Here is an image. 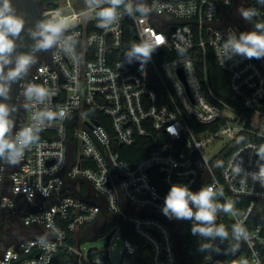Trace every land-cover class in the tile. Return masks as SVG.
Returning <instances> with one entry per match:
<instances>
[{
  "label": "built area",
  "instance_id": "2783aa9c",
  "mask_svg": "<svg viewBox=\"0 0 264 264\" xmlns=\"http://www.w3.org/2000/svg\"><path fill=\"white\" fill-rule=\"evenodd\" d=\"M77 1L42 7L46 19L59 11L71 23L48 58L40 55L29 70L26 86L42 87L48 95L43 102L23 95L11 139L28 127L37 139L22 149L16 164L7 155L1 182L0 210L10 214L16 198H22L34 206L21 208L22 224L39 225L47 235L9 244L0 252V264H134L124 260L135 252L131 240L122 237L125 224L150 245L148 264H180L182 220L162 213L173 184L193 192L211 185L224 193L216 202L233 205V213L216 216L228 230L230 246L221 256L220 238L207 241L213 247L205 250L203 264H264V224L251 220L257 200L264 199V185L252 179L264 164L256 154L264 145V58L223 57L230 36L264 22V5L257 0H128L150 11L128 15L121 6L116 21L102 28L98 8H79ZM242 8H255L258 16L247 21ZM145 41L156 49L141 70L140 61H129L125 53ZM208 55L226 73L237 103L211 90ZM47 111L57 115L47 120ZM170 125L177 126L178 136L167 131ZM160 133L170 142L158 141ZM241 134L246 138L224 154ZM218 142V149L205 152ZM156 144H173L181 156ZM79 180L90 191L82 192ZM237 198L243 200L236 203ZM100 218L109 221L100 235L105 243L87 248L77 234ZM195 223L190 222L191 232ZM235 224L243 225L248 238L233 253ZM114 238L121 240L118 259ZM60 248L69 258L64 263H56Z\"/></svg>",
  "mask_w": 264,
  "mask_h": 264
},
{
  "label": "clouds",
  "instance_id": "9594fccd",
  "mask_svg": "<svg viewBox=\"0 0 264 264\" xmlns=\"http://www.w3.org/2000/svg\"><path fill=\"white\" fill-rule=\"evenodd\" d=\"M261 5H264V0H257ZM89 7L93 5L99 9L96 13L99 19V27L107 28L118 18V9L123 6L128 15L140 13L147 15L150 9L143 4H137L135 7L128 0H87ZM107 4V7H102ZM241 16L252 21L258 16V11L255 8L240 9ZM24 20L16 15L12 7L11 0H3L0 5V96L5 101L9 99L10 84L21 80L29 67L35 63V58L31 54H18L14 59V67L6 66L13 64V52L16 48L15 40L20 37L24 29ZM71 21L68 17L63 16L59 11L50 18L37 23V31L29 29V34L32 37L39 36L40 39L34 45L33 51L48 50L57 45L63 33L70 25ZM156 49L154 44L142 42L130 47L125 55L129 61L134 57L140 61V69L143 70L147 62L150 60L153 51ZM239 55L248 59L264 58V22H256L254 30L250 32L240 33L239 36L232 35L223 45L224 59H231L233 56ZM22 95L29 99L35 98L39 102L47 97V91L36 85H20ZM15 108H9L5 102H0V156L5 152L8 153V162L16 164L23 155V148L29 147L35 139H37L36 130L32 127L22 129L15 140L9 139L8 133L13 126V122L9 119L10 111ZM43 115L47 120H52L57 113L47 111ZM60 116L64 113L59 112ZM167 131L175 136H178L177 126L170 125ZM256 154L261 161H264V145H261ZM253 180H258L261 185H264V164L259 166V171L252 176ZM223 190H217L209 185L202 187L199 191L193 192L187 185L173 184L167 193L162 213L177 220H191L196 223L192 227V234L204 238L205 241L213 240L219 237L222 241L229 237L228 230L223 224H216V216L218 212L226 214L233 213V205L225 203L223 205L216 202L217 196H223ZM233 239L237 242L231 246V251L235 253L239 249V242L248 238L247 230L241 224H235L232 227ZM210 243H203L200 250L212 248ZM218 251V249H216ZM242 264H247L243 261Z\"/></svg>",
  "mask_w": 264,
  "mask_h": 264
},
{
  "label": "trees",
  "instance_id": "16d2710c",
  "mask_svg": "<svg viewBox=\"0 0 264 264\" xmlns=\"http://www.w3.org/2000/svg\"><path fill=\"white\" fill-rule=\"evenodd\" d=\"M59 0H40V5L45 8H54L58 5ZM84 5H88L87 0H78L76 6L77 7H83ZM107 4H103L102 7H107ZM99 11V9L96 10V13ZM206 69H207V75L209 84L211 87V90L215 95L222 98L223 100H226L230 103H237L236 97L233 95V93L230 91L228 84H227V75L224 73L216 64L212 56H207L206 61ZM157 139L159 141L166 142L168 138L164 137L163 134H157ZM246 138L245 135H240L235 140L231 141L229 143L228 147L224 150V154L228 153L232 148L236 147L242 140ZM155 148H159L165 153H173L177 157H180L181 155L177 154L175 152V149L173 148V144H156ZM126 158L131 159L129 156H124ZM243 200L242 198H237L236 203ZM251 220L257 223L264 224V199L257 200L253 213L251 215ZM190 222L191 220H182L179 226V234L183 243V254H184V260L186 264H203V256L204 251L200 250V246L203 243H207V241L204 240V238L193 235L190 228ZM217 225L220 224V222H216ZM103 229L96 231V233H99L100 235L104 232L106 229L104 226ZM122 237L127 238L131 240V242L135 246V252L134 254L125 256L124 260L128 263H134V264H148L150 261V256L152 249L150 245H148L143 239L138 237L134 231L132 230V227L128 224H125L122 226ZM94 235V234H93ZM220 244V250L218 251L219 254H224V252L227 250V248L230 246V242L227 240H221ZM68 256L65 254L63 248H60L57 252V261L56 263H64L68 260ZM220 260V259H219Z\"/></svg>",
  "mask_w": 264,
  "mask_h": 264
},
{
  "label": "water",
  "instance_id": "95a60500",
  "mask_svg": "<svg viewBox=\"0 0 264 264\" xmlns=\"http://www.w3.org/2000/svg\"><path fill=\"white\" fill-rule=\"evenodd\" d=\"M2 3L3 0H0V5H2ZM11 4L15 10L16 15L20 16L25 23H24V29L22 30L20 37L15 40L17 46L12 56L13 64L6 66L5 72H7L8 67H14V59L15 56L18 54H31L34 56L35 62L37 61L38 57L40 56L43 50L33 51V48L34 45L37 43V41L40 39V37L39 36L32 37L29 34V29H31L32 31H37V27H36L37 23L44 21L48 17V15L42 13L43 8L40 5V0H11ZM32 65L29 67V70L32 67ZM29 70L25 75L22 76L21 80L17 82H12L10 84L9 99L7 101H5L2 96H0V102L7 103L10 109H12L13 107L15 108L14 111H10L9 113V119L13 122V125L16 119L18 118V116L22 113L21 111L23 104L22 101L23 95L21 94L22 89L20 85L24 84L26 86ZM262 100H264V98L260 99V101ZM12 128L8 133L9 139H11ZM7 155L8 153L6 151L3 156H0V195H1V182L4 176ZM108 238L109 236H107L105 239L107 240ZM177 247H178L180 264H186L184 260L183 248L179 241L177 242ZM91 249H95V247H91Z\"/></svg>",
  "mask_w": 264,
  "mask_h": 264
},
{
  "label": "crops",
  "instance_id": "0c3cea01",
  "mask_svg": "<svg viewBox=\"0 0 264 264\" xmlns=\"http://www.w3.org/2000/svg\"><path fill=\"white\" fill-rule=\"evenodd\" d=\"M73 183V181H71ZM79 182L81 183V191L82 192H87L90 191V186L88 185L87 182L83 181V180H79ZM72 191H74L73 188H71ZM17 201V205L16 207L13 209L14 211L10 212V214H8V212L5 214L4 219H5V227H8V229L12 228L9 232L6 234L10 235V237H12L9 241L8 244H11L15 241H18L24 237H28L31 235H47L46 230L39 226V225H23L20 218H19V212L22 209L25 210H31L34 208V206L28 202H23L22 198L18 197L16 198ZM23 202V205L22 203ZM113 220L116 222L119 217L117 215L112 216ZM19 220V222L21 223L19 228H16L14 226V220L17 219ZM99 223V228L97 229L95 224ZM109 224V221H107L105 218H100L97 221L93 222L92 224L83 226L82 228H80L77 236L79 239H81L82 241H85V238H87L88 236H92L96 231H99L101 229H103L102 227L104 226L105 228H107ZM106 230V229H105ZM104 230V232H105ZM103 234V233H102Z\"/></svg>",
  "mask_w": 264,
  "mask_h": 264
},
{
  "label": "rangeland",
  "instance_id": "374dc122",
  "mask_svg": "<svg viewBox=\"0 0 264 264\" xmlns=\"http://www.w3.org/2000/svg\"><path fill=\"white\" fill-rule=\"evenodd\" d=\"M221 146V144H219V142L217 144H215V148L212 149L211 147L209 146H206L204 147V150L205 152H213L214 150L218 149L219 147ZM97 227V229L99 228V223L98 224H95ZM2 228V227H1ZM12 228L8 229V227H5V225H3V228H2V231L4 233H10L9 231L11 230ZM115 243V250H114V258L115 259H118V249L120 248L121 246V240L119 238H114V241ZM105 243V240L103 237L100 236L99 233H94V235L92 236H88L87 238H85V241H84V246L85 247H97V248H100L101 246H103Z\"/></svg>",
  "mask_w": 264,
  "mask_h": 264
},
{
  "label": "flooded vegetation",
  "instance_id": "af4514ba",
  "mask_svg": "<svg viewBox=\"0 0 264 264\" xmlns=\"http://www.w3.org/2000/svg\"><path fill=\"white\" fill-rule=\"evenodd\" d=\"M49 52H50V49L43 50L40 55H42L44 58H48ZM22 106H23V104H22ZM5 214H6L5 210H0V252L7 246L8 241L12 238V237H10L9 234L7 235L6 233H4L2 231L3 225H5L4 224L5 223V219H4ZM13 222H14V226L16 228H19L21 223L19 222L18 218L15 219Z\"/></svg>",
  "mask_w": 264,
  "mask_h": 264
}]
</instances>
